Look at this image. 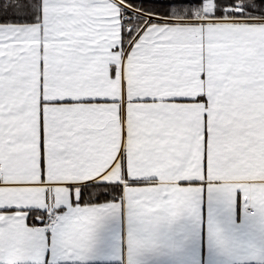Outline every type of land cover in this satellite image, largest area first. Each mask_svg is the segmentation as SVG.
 <instances>
[{"label": "snow or ice", "instance_id": "obj_1", "mask_svg": "<svg viewBox=\"0 0 264 264\" xmlns=\"http://www.w3.org/2000/svg\"><path fill=\"white\" fill-rule=\"evenodd\" d=\"M205 188L264 212V0H0V264L155 247Z\"/></svg>", "mask_w": 264, "mask_h": 264}, {"label": "crops", "instance_id": "obj_2", "mask_svg": "<svg viewBox=\"0 0 264 264\" xmlns=\"http://www.w3.org/2000/svg\"><path fill=\"white\" fill-rule=\"evenodd\" d=\"M156 230L157 246L130 249L127 216L117 214L81 264H264V212L239 195L205 188L196 215L161 222Z\"/></svg>", "mask_w": 264, "mask_h": 264}]
</instances>
